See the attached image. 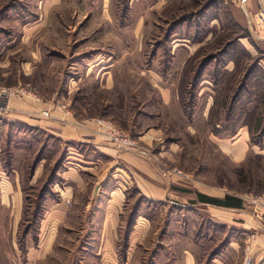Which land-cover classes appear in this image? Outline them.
Segmentation results:
<instances>
[{
	"label": "rangeland",
	"instance_id": "obj_1",
	"mask_svg": "<svg viewBox=\"0 0 264 264\" xmlns=\"http://www.w3.org/2000/svg\"><path fill=\"white\" fill-rule=\"evenodd\" d=\"M252 1L247 15L243 0H0V159L23 199L17 221L0 187V264H113L118 254L105 249L104 197L90 206L81 193L59 218L53 210L64 167L81 168L75 158L91 145L10 121L11 100L34 118L89 121L114 144L112 124L134 142L116 147L181 171V188L241 199L264 224L251 201L264 196V25ZM103 164L112 178L118 165ZM140 214L148 231L115 264H188L191 254L192 264H244L262 231L200 206L147 203L132 187L118 239Z\"/></svg>",
	"mask_w": 264,
	"mask_h": 264
},
{
	"label": "crops",
	"instance_id": "obj_2",
	"mask_svg": "<svg viewBox=\"0 0 264 264\" xmlns=\"http://www.w3.org/2000/svg\"><path fill=\"white\" fill-rule=\"evenodd\" d=\"M246 3L250 4V7L252 5L251 10L254 11L253 1L243 0V13H248ZM8 108L11 111H9L7 117L14 123H30V125L37 129L49 131L55 135L63 138L65 137L68 140L75 139L91 145L93 149L91 156L84 151H79L78 157L75 158L80 162L78 166L81 168L76 166L64 167L61 182L59 184L61 192L57 190L59 201L57 202L56 208H53V210H56L55 216L59 218L60 214H65L67 211V200L73 199V202L77 203L82 195H84H81V193H87L86 199L88 202L90 201V206L97 198L104 197L105 200L102 205V211L106 226L105 234H107L105 249L109 251H118L115 257L112 256L111 263L115 264L116 261H118L117 259L121 262L122 257L120 251L123 249V246L124 250H126L125 260L127 263L128 252L130 253L135 250L136 245L148 231L149 219L140 214L134 220V225L131 229L126 232L124 240L118 239L117 232H115L118 228H121L127 191L135 187L139 195L143 197L147 203L163 201L178 207L189 205L192 209H198L200 206L204 207L211 216L217 219H225L228 221L230 219H237L239 223L242 219L246 221L243 223L241 222L243 225H256L262 231L258 233L256 243L252 245L251 254L253 255L254 264H264V224L261 221L255 220L249 212L244 211V208L234 209L220 207L200 200L199 193L208 196L212 195L207 191L199 189L191 192L190 190L181 188L182 176L178 175L179 173L176 171L177 174L166 172L165 169L160 166L158 167L151 158L145 154L132 150H123L105 141L101 136L88 130L92 127V123L89 121L79 120L78 124H75L71 122L66 123L34 118L22 113V109H26V106L15 100L10 101ZM104 159H109L111 163L118 165L112 174L113 179L110 178L111 176L108 174L110 168H106L105 164H103ZM40 166L41 164L36 168L33 176L38 177L41 172ZM3 173L4 166L0 159V178L2 179L0 187H2L3 190V195L1 193V203L10 202L14 204V212L16 220L18 221L21 218V207L23 202L21 185L20 182H17V184H14V187L9 180L10 178H6L5 173ZM86 174L92 179H89ZM102 188L104 193L102 192L101 194ZM12 191L13 194L11 195L10 193H12ZM88 191L90 193H88ZM89 207L87 209H89ZM252 220L254 222H252ZM56 224H58V222ZM50 241L48 244H45L44 249H46V247L48 249ZM117 256L119 258H117ZM191 256L192 254L187 257L188 264H192Z\"/></svg>",
	"mask_w": 264,
	"mask_h": 264
},
{
	"label": "built area",
	"instance_id": "obj_3",
	"mask_svg": "<svg viewBox=\"0 0 264 264\" xmlns=\"http://www.w3.org/2000/svg\"><path fill=\"white\" fill-rule=\"evenodd\" d=\"M259 2V11L257 13V21L260 26L264 25V0H258ZM6 89L0 88V95L3 93L5 94ZM0 98H2L0 96ZM106 127L109 129V136L114 142L115 145L121 146V147H128L134 145V142H132L124 132H122L118 127L109 124ZM177 173L181 174V171L177 170ZM251 201L256 205V208L259 210V213L264 218V196H256L254 198H251ZM244 264H253V260L251 257H246L244 260Z\"/></svg>",
	"mask_w": 264,
	"mask_h": 264
},
{
	"label": "trees",
	"instance_id": "obj_4",
	"mask_svg": "<svg viewBox=\"0 0 264 264\" xmlns=\"http://www.w3.org/2000/svg\"><path fill=\"white\" fill-rule=\"evenodd\" d=\"M198 195L200 200L209 204H213L220 207L234 208V209L243 208V201L231 195H226L225 198L223 199L215 198L201 193H199Z\"/></svg>",
	"mask_w": 264,
	"mask_h": 264
}]
</instances>
